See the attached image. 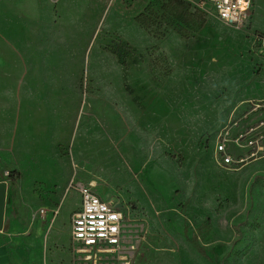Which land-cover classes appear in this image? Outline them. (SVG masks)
Listing matches in <instances>:
<instances>
[{"label":"rangeland","instance_id":"rangeland-1","mask_svg":"<svg viewBox=\"0 0 264 264\" xmlns=\"http://www.w3.org/2000/svg\"><path fill=\"white\" fill-rule=\"evenodd\" d=\"M88 13L31 25L0 3V182L21 174L5 212L15 248L30 264H264V33L188 0H153L133 19L111 4ZM226 128L262 152L231 146L245 161L223 166ZM72 182L122 210L139 236L132 260L77 251ZM206 220L207 259L191 244Z\"/></svg>","mask_w":264,"mask_h":264},{"label":"built area","instance_id":"built-area-1","mask_svg":"<svg viewBox=\"0 0 264 264\" xmlns=\"http://www.w3.org/2000/svg\"><path fill=\"white\" fill-rule=\"evenodd\" d=\"M203 13L216 18L222 24L235 30H243L249 21L254 0H188ZM224 129L216 144V154L223 166L241 164L245 160L240 155L234 159L231 146L236 149H250L249 158H255L263 148L253 140L250 133L238 132L230 135ZM69 190H75L81 197V206L72 217L71 238L77 251L84 254L88 261L96 263L105 254L124 255L129 261L139 245V236L128 231L122 210L114 203L103 200L91 185L72 182ZM46 215L47 211H40Z\"/></svg>","mask_w":264,"mask_h":264},{"label":"crops","instance_id":"crops-1","mask_svg":"<svg viewBox=\"0 0 264 264\" xmlns=\"http://www.w3.org/2000/svg\"><path fill=\"white\" fill-rule=\"evenodd\" d=\"M152 2L153 0H0V3L6 8L9 15L23 19L24 21H29L31 25H43L48 22H56L62 26L75 25L84 17L88 16L90 10L92 11L95 8L103 9L108 4L113 5L122 15L133 19L143 13ZM249 22L255 32L264 33V0H254ZM157 174L158 171L156 169L153 176L156 177ZM78 183L86 185L81 182ZM8 190H10L9 187ZM70 191L75 192L79 196V205L81 206V197L79 193L75 190ZM100 197L103 200H108L105 197ZM80 206L74 214L79 211ZM8 208L9 206L7 204L6 209ZM15 208L17 220L25 223V209L19 208L18 205H15ZM37 214H39L41 218H46L48 216V212L46 215H42L40 211L37 212ZM52 215L58 216L59 210H53L51 212V216ZM71 223L72 219L70 222V237L72 228ZM15 226L16 225L12 222H10V224L6 223L5 220L4 230L0 231V264L31 263L30 257L25 250L22 248L16 249L14 246V238L11 235V229Z\"/></svg>","mask_w":264,"mask_h":264},{"label":"trees","instance_id":"trees-1","mask_svg":"<svg viewBox=\"0 0 264 264\" xmlns=\"http://www.w3.org/2000/svg\"><path fill=\"white\" fill-rule=\"evenodd\" d=\"M8 172L9 173L6 176L4 175V173L1 174L2 178H3L1 181H8V187L9 188L16 187V185L18 184V182L20 180V177H21L20 172L17 169H15V168H9ZM212 229H213V226H212L211 221L210 220H206L205 222H203L201 224L200 228L198 229L197 235L191 240L192 246L204 258H206V254H205L204 249L198 245V239L201 238L202 236H204L206 233L211 232Z\"/></svg>","mask_w":264,"mask_h":264},{"label":"water","instance_id":"water-1","mask_svg":"<svg viewBox=\"0 0 264 264\" xmlns=\"http://www.w3.org/2000/svg\"><path fill=\"white\" fill-rule=\"evenodd\" d=\"M8 182H0V231L5 227V212L7 205Z\"/></svg>","mask_w":264,"mask_h":264},{"label":"bare ground","instance_id":"bare-ground-1","mask_svg":"<svg viewBox=\"0 0 264 264\" xmlns=\"http://www.w3.org/2000/svg\"><path fill=\"white\" fill-rule=\"evenodd\" d=\"M115 173V172H114ZM120 181V180H119Z\"/></svg>","mask_w":264,"mask_h":264}]
</instances>
